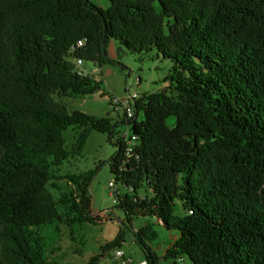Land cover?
<instances>
[{
	"label": "trees",
	"instance_id": "1",
	"mask_svg": "<svg viewBox=\"0 0 264 264\" xmlns=\"http://www.w3.org/2000/svg\"><path fill=\"white\" fill-rule=\"evenodd\" d=\"M107 1L0 0V264H63L50 231L99 220L88 194L98 167L61 171L92 132L117 148L115 206L129 224L153 219L132 232L146 264L158 262L154 226L174 233L172 264H264V0ZM112 41L171 64L164 87L135 103L129 155L123 120L60 101L102 91L74 61L110 64ZM122 242L119 232L86 264Z\"/></svg>",
	"mask_w": 264,
	"mask_h": 264
},
{
	"label": "rangeland",
	"instance_id": "2",
	"mask_svg": "<svg viewBox=\"0 0 264 264\" xmlns=\"http://www.w3.org/2000/svg\"><path fill=\"white\" fill-rule=\"evenodd\" d=\"M102 9L109 7L107 0H89ZM117 47H113L111 54L107 55L111 60L110 64L102 66L100 69L90 62H84L93 79L102 82V96L98 91L92 95L81 98L61 99L62 104L68 112L79 111L95 117H110L113 121L119 122L122 119L121 112H115L110 106V98H121L128 89L130 93H152L161 90L164 77L170 69V62L162 59L155 51L142 54H134L123 49L117 55ZM140 114L138 119H141ZM174 124V119L168 121V126ZM124 126L121 124L116 128V132L123 133ZM66 147L69 149L72 143L73 132L68 129L64 132ZM117 148L108 141L106 134L92 132L88 137L81 155L73 161L63 164L61 171L64 173H81L94 170L98 167L95 175L88 187V194L91 199L89 215L98 216L99 220L94 224H83L75 226L69 231L63 225H58V231H50L51 247L56 259L63 264H86L91 257L101 253L100 247L112 241L119 232L123 233V242L120 249L124 253L123 259H112L114 250L103 254L96 264H139L144 260L141 247L135 241L132 232L139 229L145 221L153 222V219L132 218L131 224L126 220L125 213L117 208L113 203L109 182L114 181L111 173L109 161L115 155ZM118 193L123 194L124 189L116 186ZM63 189L66 187L63 185ZM56 195V194H55ZM158 233V238L148 246L154 251L158 258L157 264H172V261L164 258V252L173 240L174 233L167 232L161 227L154 226ZM181 264H191L184 258Z\"/></svg>",
	"mask_w": 264,
	"mask_h": 264
},
{
	"label": "built area",
	"instance_id": "3",
	"mask_svg": "<svg viewBox=\"0 0 264 264\" xmlns=\"http://www.w3.org/2000/svg\"><path fill=\"white\" fill-rule=\"evenodd\" d=\"M82 42L78 43V46H81ZM75 64V71L78 75L82 77H90L91 73L90 71L83 66L84 61L81 59H76L74 61ZM141 95H138L137 93H130V91L127 89L126 94L121 97H111L110 98V106L113 108V110L117 112H121V116L124 124V131L123 133H119V138L123 142L126 148V154L129 155L133 152L138 138L137 136L133 135L131 132V126L130 121L133 119L135 115V103L140 98ZM108 187L110 189V195L112 196L113 203L116 204V194L118 193V190L116 188V185L113 181L109 182ZM123 259L124 253L120 248L115 249L113 252L112 259ZM127 264H130L131 261H126ZM139 264H146L145 261H141Z\"/></svg>",
	"mask_w": 264,
	"mask_h": 264
},
{
	"label": "crops",
	"instance_id": "4",
	"mask_svg": "<svg viewBox=\"0 0 264 264\" xmlns=\"http://www.w3.org/2000/svg\"><path fill=\"white\" fill-rule=\"evenodd\" d=\"M100 7V6H99ZM101 8V7H100ZM119 46L116 42L112 41L110 42L108 48H107V55H110L111 54V50L113 47H117Z\"/></svg>",
	"mask_w": 264,
	"mask_h": 264
},
{
	"label": "water",
	"instance_id": "5",
	"mask_svg": "<svg viewBox=\"0 0 264 264\" xmlns=\"http://www.w3.org/2000/svg\"><path fill=\"white\" fill-rule=\"evenodd\" d=\"M123 51V48L121 46H118L117 48V55H120Z\"/></svg>",
	"mask_w": 264,
	"mask_h": 264
}]
</instances>
